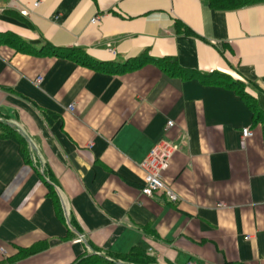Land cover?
<instances>
[{
	"label": "crops",
	"instance_id": "crops-1",
	"mask_svg": "<svg viewBox=\"0 0 264 264\" xmlns=\"http://www.w3.org/2000/svg\"><path fill=\"white\" fill-rule=\"evenodd\" d=\"M71 50L137 67L92 70ZM165 59L188 76L169 77ZM2 121L27 153L0 129V264L93 250L264 264V3L0 0ZM159 141L179 146L163 174L176 204L140 195Z\"/></svg>",
	"mask_w": 264,
	"mask_h": 264
},
{
	"label": "trees",
	"instance_id": "trees-1",
	"mask_svg": "<svg viewBox=\"0 0 264 264\" xmlns=\"http://www.w3.org/2000/svg\"><path fill=\"white\" fill-rule=\"evenodd\" d=\"M206 2V4L214 9V10H235L239 8H243L246 6L264 3V0H202ZM9 39H12V36L8 35ZM8 40V39H7ZM55 55L54 52L50 53ZM65 57L70 58L82 65L90 67L92 70L104 71L108 74H118L122 73L127 69L136 68L130 67L127 68V65H107L99 62L89 61L84 53L81 50H71L69 53L65 54ZM159 62V61H158ZM161 70L165 72L169 77L173 78H182L187 77L188 73L180 68L174 60L165 59L161 60ZM158 63V64H159ZM223 77V76H222ZM224 79V78H223ZM229 80V78L227 77ZM230 81V80H229ZM231 87L235 88L234 91L245 97L243 90L239 88L240 85L238 83H231ZM0 129L8 133V136H11L15 139V142L19 146V150L26 155V147L27 141L22 137L21 133H17V130L13 128L10 124L5 121L0 122ZM0 136H4V134H0ZM29 158H27L28 160ZM49 190L50 187L48 186ZM52 191H49V194L52 195ZM72 225V221L70 222ZM30 253V251L25 252V255ZM153 258L146 256L144 254H137L136 252H130L127 254H111V253H100L97 250H93L90 253H84L79 258H77L73 264H153Z\"/></svg>",
	"mask_w": 264,
	"mask_h": 264
},
{
	"label": "built area",
	"instance_id": "built-area-1",
	"mask_svg": "<svg viewBox=\"0 0 264 264\" xmlns=\"http://www.w3.org/2000/svg\"><path fill=\"white\" fill-rule=\"evenodd\" d=\"M33 7H36V4ZM99 19L100 17H96L91 20V23L95 24ZM39 82L40 79L36 80V84ZM172 126L171 122L167 123V129L172 128ZM241 136L243 139L251 138L252 132L249 128H245L241 131ZM178 150V145L166 141H159L153 145L147 157L140 165L143 173V183L140 189L141 196L148 198L158 195L164 196L171 204H176L179 201V197L163 179V174L169 167L172 156Z\"/></svg>",
	"mask_w": 264,
	"mask_h": 264
}]
</instances>
